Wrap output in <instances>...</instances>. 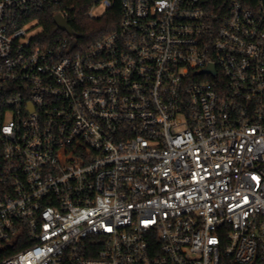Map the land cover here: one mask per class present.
Listing matches in <instances>:
<instances>
[{"label":"built area","instance_id":"built-area-1","mask_svg":"<svg viewBox=\"0 0 264 264\" xmlns=\"http://www.w3.org/2000/svg\"><path fill=\"white\" fill-rule=\"evenodd\" d=\"M76 1L0 0V264H264V0Z\"/></svg>","mask_w":264,"mask_h":264},{"label":"trees","instance_id":"trees-1","mask_svg":"<svg viewBox=\"0 0 264 264\" xmlns=\"http://www.w3.org/2000/svg\"><path fill=\"white\" fill-rule=\"evenodd\" d=\"M74 4L76 5V14L69 20V24L75 33V38L84 46L99 41L119 25L121 14L118 8L110 11L104 18L92 20L87 17V8L83 1L77 0ZM42 23L45 24L48 32L57 30L50 13Z\"/></svg>","mask_w":264,"mask_h":264},{"label":"water","instance_id":"water-1","mask_svg":"<svg viewBox=\"0 0 264 264\" xmlns=\"http://www.w3.org/2000/svg\"><path fill=\"white\" fill-rule=\"evenodd\" d=\"M55 24L62 31H65V32H67L70 35H71V33L73 34L72 28L69 26V24L67 23V21L63 20L61 17H56L55 18Z\"/></svg>","mask_w":264,"mask_h":264},{"label":"rangeland","instance_id":"rangeland-1","mask_svg":"<svg viewBox=\"0 0 264 264\" xmlns=\"http://www.w3.org/2000/svg\"><path fill=\"white\" fill-rule=\"evenodd\" d=\"M93 14H94L96 17H99V16L102 14V9H101V8H96V9L93 11Z\"/></svg>","mask_w":264,"mask_h":264}]
</instances>
